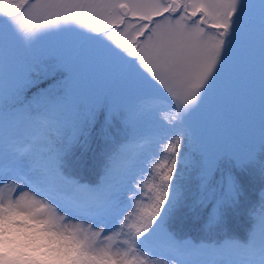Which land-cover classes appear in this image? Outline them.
<instances>
[{
	"label": "snow or ice",
	"instance_id": "obj_1",
	"mask_svg": "<svg viewBox=\"0 0 264 264\" xmlns=\"http://www.w3.org/2000/svg\"><path fill=\"white\" fill-rule=\"evenodd\" d=\"M255 40L264 56V0H0V264H264V136L193 125L225 59ZM101 67L114 87L91 82ZM33 89L39 110L21 116ZM69 115L77 139L129 127L102 181L69 170ZM242 177L260 183L244 238L177 235L186 207L226 232Z\"/></svg>",
	"mask_w": 264,
	"mask_h": 264
},
{
	"label": "rangeland",
	"instance_id": "obj_2",
	"mask_svg": "<svg viewBox=\"0 0 264 264\" xmlns=\"http://www.w3.org/2000/svg\"><path fill=\"white\" fill-rule=\"evenodd\" d=\"M255 3L256 0H250ZM93 84L107 89L114 87L107 79L104 68L90 70ZM30 105V106H29ZM27 108L34 116L39 105L31 101ZM24 115V112L20 114ZM196 132L206 140H231L233 142H259L264 136V56L258 40L247 41L226 58L211 92L205 97L201 108L193 116ZM129 127L121 118L104 131L103 160L110 153L125 146ZM75 121L71 115L65 121L60 143L70 149L79 139ZM128 151H137L138 145H126Z\"/></svg>",
	"mask_w": 264,
	"mask_h": 264
},
{
	"label": "trees",
	"instance_id": "obj_3",
	"mask_svg": "<svg viewBox=\"0 0 264 264\" xmlns=\"http://www.w3.org/2000/svg\"><path fill=\"white\" fill-rule=\"evenodd\" d=\"M34 91L33 89L27 93L28 99L22 97L24 103L16 106L18 111L30 103ZM5 112H7V105H5ZM103 137L104 132L100 131V124H97L96 130L90 136L84 137L82 142L75 144L69 152L71 172L87 181H102L106 163L103 160ZM242 182L245 184V196L237 210L228 212L226 232L221 227L208 223L205 211L192 207L182 209L176 217L169 221L170 226L179 237L187 236L197 242L223 239L226 235L244 238L253 223L249 208L257 203L260 183L259 181L249 183L247 177H242Z\"/></svg>",
	"mask_w": 264,
	"mask_h": 264
}]
</instances>
